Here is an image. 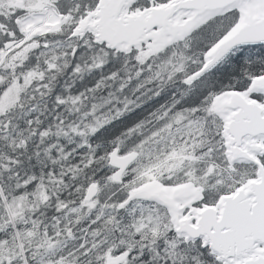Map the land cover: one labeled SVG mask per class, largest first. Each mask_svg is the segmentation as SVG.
I'll return each mask as SVG.
<instances>
[{"label":"snow or ice","instance_id":"obj_1","mask_svg":"<svg viewBox=\"0 0 264 264\" xmlns=\"http://www.w3.org/2000/svg\"><path fill=\"white\" fill-rule=\"evenodd\" d=\"M0 264H264V0H0Z\"/></svg>","mask_w":264,"mask_h":264}]
</instances>
